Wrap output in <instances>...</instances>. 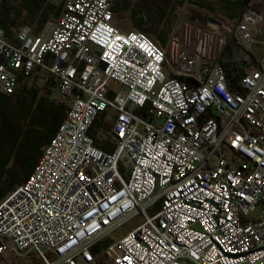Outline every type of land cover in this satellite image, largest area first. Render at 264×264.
<instances>
[{"label": "built area", "instance_id": "obj_1", "mask_svg": "<svg viewBox=\"0 0 264 264\" xmlns=\"http://www.w3.org/2000/svg\"><path fill=\"white\" fill-rule=\"evenodd\" d=\"M58 1L56 18L15 42L0 27V96L41 72L67 105L29 177L0 199V264H264V59L233 91L218 54L167 58L124 29L116 0ZM237 19L234 47L247 51L261 11L251 1Z\"/></svg>", "mask_w": 264, "mask_h": 264}, {"label": "trees", "instance_id": "obj_2", "mask_svg": "<svg viewBox=\"0 0 264 264\" xmlns=\"http://www.w3.org/2000/svg\"><path fill=\"white\" fill-rule=\"evenodd\" d=\"M242 3L243 0H218V5L230 19H234ZM155 5L159 6L157 3ZM180 5L181 1H178L176 6ZM196 5L211 10V6L202 1ZM171 6L172 3L169 10L176 7ZM59 8L60 5L57 9ZM147 8L145 1L135 4L130 0H116L112 11L114 16L128 13L133 29L147 35L149 33L153 40L165 48L173 19L167 20L166 29L158 30L157 25L152 23ZM52 10L53 7L47 0H2L0 27L7 39L14 36L21 27L34 22L37 29H40L51 18ZM157 12L161 17L165 11L159 6ZM10 41L16 40L13 37ZM227 48L229 45L225 42L218 62L224 69L229 88L234 91L238 90L236 83L244 75L246 66L239 68L237 61H224L222 57ZM55 87L56 81L52 77H48L42 85L33 81L28 87L19 77L15 91L11 95L0 96V199L29 177L41 156L42 147L52 138L65 116L67 105L55 103L52 98ZM90 134L94 138V144L101 146V141L95 137L94 132L90 131ZM158 206L157 203L155 209ZM96 248L95 246L94 250Z\"/></svg>", "mask_w": 264, "mask_h": 264}, {"label": "rangeland", "instance_id": "obj_3", "mask_svg": "<svg viewBox=\"0 0 264 264\" xmlns=\"http://www.w3.org/2000/svg\"><path fill=\"white\" fill-rule=\"evenodd\" d=\"M132 3H145L148 5V11L152 23L157 25V29H166L168 24L167 20L172 18L170 30L167 33V40L165 45V52L167 58L175 55L179 48L187 49L191 51L193 48L201 50L204 56L213 58L215 54L218 57L222 51L223 44L226 42L230 47H234L235 41L233 37L236 25L231 19L226 16L225 12L218 5V0H130ZM178 1H181L180 6H176ZM202 1L205 5H210L211 10H206L197 6V2ZM254 2L256 7L261 11V19L257 21L256 31L250 49L247 50L250 54V60L246 63V68L255 66L260 63L261 59H264V0H246L245 4ZM158 4L164 9L162 16L160 17L157 12ZM176 6L174 9L169 10L170 4ZM49 4L52 5L53 10L51 12V19H54L59 15L61 10V4L58 0H49ZM60 5V8L57 7ZM171 6V7H172ZM156 11V12H155ZM57 13V15L55 14ZM166 13V14H164ZM174 16V17H173ZM119 19L124 29H133L128 13H121L115 16ZM215 21V26L207 23L208 20ZM217 22V23H216ZM149 35V33H148ZM222 47V48H221ZM217 57V58H218ZM50 76L45 73L35 72L31 77V83L35 81L37 84L42 85L44 81ZM113 87V86H111ZM99 121L97 120L96 123ZM259 211V207H258ZM138 222V218L132 215L124 223L120 224L113 231L114 235H121L127 231L130 227L134 226ZM108 238L101 239L96 247L101 248ZM1 264H43L40 259L34 258V256H27L24 258H15L6 256L1 260Z\"/></svg>", "mask_w": 264, "mask_h": 264}, {"label": "water", "instance_id": "obj_4", "mask_svg": "<svg viewBox=\"0 0 264 264\" xmlns=\"http://www.w3.org/2000/svg\"><path fill=\"white\" fill-rule=\"evenodd\" d=\"M245 2H246V0H243V3L239 7L237 14L234 16V19H237L240 17L242 10L245 6ZM228 50H229V48H227L225 53L223 54L222 59L224 61L236 62V61H240V60H246V61L250 60V54H248V53L245 54V49L243 47H237V48L233 49L230 54H228Z\"/></svg>", "mask_w": 264, "mask_h": 264}, {"label": "flooded vegetation", "instance_id": "obj_5", "mask_svg": "<svg viewBox=\"0 0 264 264\" xmlns=\"http://www.w3.org/2000/svg\"><path fill=\"white\" fill-rule=\"evenodd\" d=\"M222 49H223V48H222ZM233 49H235V47H230V46H229L228 54H230L231 51H232ZM224 53H225V52H224ZM246 53L249 54V52L245 50V54H246ZM220 54H221V53H220ZM219 56H220V55H219ZM247 62H248V61H246V60H240V61H237V65H238L239 68H242V67H245V66H246V63H247Z\"/></svg>", "mask_w": 264, "mask_h": 264}, {"label": "crops", "instance_id": "obj_6", "mask_svg": "<svg viewBox=\"0 0 264 264\" xmlns=\"http://www.w3.org/2000/svg\"><path fill=\"white\" fill-rule=\"evenodd\" d=\"M13 37V36H12ZM12 37H9V38H12Z\"/></svg>", "mask_w": 264, "mask_h": 264}]
</instances>
